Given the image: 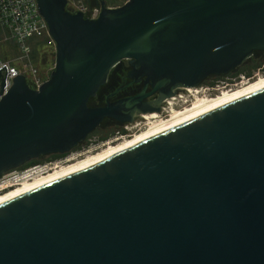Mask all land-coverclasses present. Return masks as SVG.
I'll use <instances>...</instances> for the list:
<instances>
[{
    "label": "water",
    "instance_id": "1",
    "mask_svg": "<svg viewBox=\"0 0 264 264\" xmlns=\"http://www.w3.org/2000/svg\"><path fill=\"white\" fill-rule=\"evenodd\" d=\"M37 2L56 67L40 90L18 76L0 99V177L264 52V0L102 1L94 20ZM123 61L141 92L91 107ZM0 264H264V88L1 204Z\"/></svg>",
    "mask_w": 264,
    "mask_h": 264
},
{
    "label": "built area",
    "instance_id": "2",
    "mask_svg": "<svg viewBox=\"0 0 264 264\" xmlns=\"http://www.w3.org/2000/svg\"><path fill=\"white\" fill-rule=\"evenodd\" d=\"M66 1L68 12L71 14L81 12L86 19L91 20L97 19L101 14L102 1L109 9H117L130 2V0ZM36 42H43L45 46L56 51V42L49 33V26L40 13L37 0H0V70L4 68L0 71V99L8 94L14 85V79L18 76L25 77L27 85L33 90H40L51 79L54 72L53 68L42 72L36 66L33 56L34 43ZM11 54H15L12 59L9 57ZM5 78L7 85L1 95L2 83ZM250 80H246L245 76H239L236 80L222 82L223 84L217 88L206 86L201 87V89L204 94H208V97L212 98L211 93L215 90L219 95L224 91L228 92L242 87ZM186 103L187 101H185ZM190 104L188 103V105ZM97 147V145H91L81 151H72L58 160L27 169L12 170L0 177V195L22 186L26 182H33L64 164L82 159L84 155L96 151Z\"/></svg>",
    "mask_w": 264,
    "mask_h": 264
},
{
    "label": "bare ground",
    "instance_id": "3",
    "mask_svg": "<svg viewBox=\"0 0 264 264\" xmlns=\"http://www.w3.org/2000/svg\"><path fill=\"white\" fill-rule=\"evenodd\" d=\"M263 88L264 77H260L254 82L250 81L242 87L232 91H224L222 94L216 95V97L212 98L200 97L199 94L203 93L201 88L200 91L198 88H191L190 90L186 91L192 97V104L190 107L183 110H177L175 106L179 103V101L176 97V99L172 100L170 105H168V110L165 109V111L169 113L168 118H161L158 112L144 116L143 118L149 120L150 122L147 129L139 131L129 139H120L121 141L118 140L117 143H112L108 145L107 148L102 149L97 153L64 164L58 167L56 170L51 171L47 175L34 180L33 182H26L22 186L0 195V205L31 191L99 165L104 161L116 156L117 154H120L143 142L178 128L246 94L261 90ZM180 98H182V101L185 103L186 98L183 94L180 96Z\"/></svg>",
    "mask_w": 264,
    "mask_h": 264
},
{
    "label": "rangeland",
    "instance_id": "4",
    "mask_svg": "<svg viewBox=\"0 0 264 264\" xmlns=\"http://www.w3.org/2000/svg\"><path fill=\"white\" fill-rule=\"evenodd\" d=\"M14 56L15 54H11V56L9 57L12 59V57ZM34 60L36 66L42 72L52 68L55 71L56 51L48 48L47 46H45L44 43L36 42L34 43ZM130 71H131V66L129 64V61H123L118 67H116L111 72L108 83L102 87L101 89L102 96L99 97V100L95 103V106L97 107L104 106L108 94L114 92L118 87L123 86L125 83L129 82V79L127 77ZM239 76H245L246 80L251 79L250 80L251 82L256 81L260 77H264V52L255 53L250 60H248L244 65H242L240 68H238L231 74L227 76H218V77L212 76L197 88L199 89V91L201 87H206V86L217 88V86L223 84L222 82H228L229 80L238 78ZM141 89H142L141 85L132 86L126 89L124 92H122L117 98L125 97L128 94H136L140 92ZM182 94L185 96L186 101L188 100L186 104L182 101V98H180ZM182 94L177 96L179 101V103L175 106L177 110H183L185 108L190 107V105L192 104L191 101L192 97L189 95V93L184 92ZM215 95H217V93ZM215 95H212V97H215ZM199 96L208 97L209 95L202 93L199 94ZM188 103L191 104L188 105ZM162 109L163 110H161V112L159 113L160 117L166 119V117H169V113L165 111V109L168 110V106ZM149 123H150L149 120H146L143 117L135 119V121L132 124H126V125L115 124L111 120L104 121V123L86 139L87 141L86 146L97 145L98 146L97 150L84 155L82 158L97 153L100 150L107 148V146L112 143L113 144L117 143V139H121V140H123L124 138L129 139L131 136L135 135L139 131H143L147 129ZM58 158L59 157H53L52 155L41 157L37 160H33L30 163H27L26 165H24L19 169L31 168L33 166L41 165L46 162H51L56 159L58 160Z\"/></svg>",
    "mask_w": 264,
    "mask_h": 264
},
{
    "label": "flooded vegetation",
    "instance_id": "5",
    "mask_svg": "<svg viewBox=\"0 0 264 264\" xmlns=\"http://www.w3.org/2000/svg\"><path fill=\"white\" fill-rule=\"evenodd\" d=\"M215 77H218V76H215ZM127 78H128V77H127ZM220 78H221V77H220ZM128 79H129V78H128ZM232 80H236V78H235V79H232ZM130 82H131V80L129 79V82L125 83L123 86L118 87L114 92L108 94L107 98H109V96H110L111 94L115 93L117 90L120 89V91L116 94V96L110 99L111 102H114V101H117V100L122 99V98H125V97H130V96L137 95V94L139 93V92H138V93H136V94H128V95H126L125 97L117 98V97H118L122 92H124L126 89H128V88H130V87H132V86H135V85H141V86H142V89H143V87H144V84H143V83H139V84H130ZM142 89H141V90H142ZM140 92H141V91H140ZM216 93H217V90L213 91V92L211 93V95H215ZM107 98H106V102H107ZM156 99H157V97H152V98H150V99H147L146 102L153 103L154 101H156ZM106 102H105V103H106ZM161 110H163V109H161ZM111 121L114 122L115 124H120V123L115 122V121H113V120H111ZM86 142H87V141H85V142H83L81 145H79L76 149L73 150V152H77V151H81V150L86 149V148L88 147V146H86V144H87ZM65 155H66V154H65ZM65 155H61L59 158H62V157H64ZM59 158H58V159H59Z\"/></svg>",
    "mask_w": 264,
    "mask_h": 264
},
{
    "label": "trees",
    "instance_id": "6",
    "mask_svg": "<svg viewBox=\"0 0 264 264\" xmlns=\"http://www.w3.org/2000/svg\"><path fill=\"white\" fill-rule=\"evenodd\" d=\"M39 43H43V42H39ZM258 52H260V51H257V52H255V53H258ZM254 53V54H255ZM33 56H34V54H33ZM102 89V88H101ZM100 89V91L98 92V94H97V96L95 97V98H93L91 101H90V106L91 107H97V106H95V103L99 100V97H101L102 96V90ZM53 157H60L61 155H52Z\"/></svg>",
    "mask_w": 264,
    "mask_h": 264
}]
</instances>
